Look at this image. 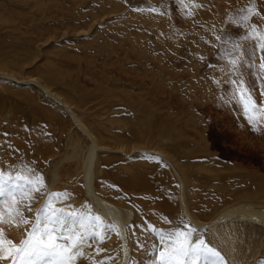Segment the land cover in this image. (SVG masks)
<instances>
[{
    "label": "rangeland",
    "instance_id": "obj_1",
    "mask_svg": "<svg viewBox=\"0 0 264 264\" xmlns=\"http://www.w3.org/2000/svg\"><path fill=\"white\" fill-rule=\"evenodd\" d=\"M251 3L0 0V68L19 79L35 77L47 85L66 100L100 145L111 147L95 155L93 184L108 202L133 210L125 228L135 264H151L160 242L152 234L147 247L138 249L133 235L138 230L127 226L151 223L163 229L170 226L164 217L179 223L185 217L178 208L180 200L177 204L181 180L188 211L201 221L221 208L251 200L241 196L255 192L256 186L244 183L239 176L253 177L254 182L259 178L264 184V115L257 121V131L238 106L222 103L226 77L219 69L226 62L217 58L220 49L213 47L219 43L215 36L223 39L225 35L247 34L233 21H238L245 14L241 10ZM255 4L264 14V0H255ZM250 23L264 27L260 17L254 16ZM245 44L254 46V41ZM209 63L216 67L209 68ZM248 79L253 80L250 75ZM214 80H220L221 86ZM253 94L258 107L264 106L259 88ZM72 124L60 104L34 84L0 81V160L5 165L16 164L19 158L33 162L44 175L48 191L66 193L62 203L53 199L55 206L88 211L87 204L91 214H99L105 224H111L86 196L84 161L89 142ZM8 144L19 152L10 151ZM122 144L127 145L125 153L114 149ZM132 144L163 152L180 179L158 154L129 150ZM45 198H39L28 212L0 197V228H14L20 235L14 239L8 233V237L19 243L31 230ZM174 204V211L167 207ZM66 219L78 222L79 217ZM205 226L199 228L205 240L230 264L222 240L210 237ZM106 231L110 237L115 233L110 228ZM263 235L255 226L238 235L244 242L241 254L248 243H261L242 264H264ZM105 241L111 247L112 241ZM116 245L96 256L94 249L101 245L93 242L92 248L82 249L88 258L76 264H92L93 258L104 257L117 264L121 256Z\"/></svg>",
    "mask_w": 264,
    "mask_h": 264
},
{
    "label": "snow or ice",
    "instance_id": "obj_2",
    "mask_svg": "<svg viewBox=\"0 0 264 264\" xmlns=\"http://www.w3.org/2000/svg\"><path fill=\"white\" fill-rule=\"evenodd\" d=\"M241 12L245 14L240 15L239 20H234L233 24L245 29L247 34L225 35L223 39L221 36H215L219 43L213 47L220 49L217 58L226 62L225 66L219 69L226 77L223 80L226 88H221L222 103L238 106L244 118L258 131L257 121L264 115V106L258 107L253 93L259 88L261 97H264V27H258L250 21L254 16L264 20V14L256 8L255 0ZM245 41H254V46L245 44ZM208 67L216 66L209 63ZM249 75L253 78L252 81L248 79ZM214 83L218 87L221 86L220 80H214ZM7 147L12 152H19V149L13 148L11 144ZM65 196L66 193L48 191L44 175L33 162L19 158L16 164L5 165L3 160H0V197L9 198L11 204L16 205L18 209L26 208L28 212L32 211L33 203L46 197L44 204L37 209L35 222L25 239L19 243L10 238L6 239L4 229L0 228V261H9L10 264H76L77 260L88 258L82 251L83 248H92L93 242L102 245L110 238L106 229L117 230L116 225L105 224L99 214H91L87 204L84 207L88 211H65L64 207L55 206L53 199L62 203ZM67 217L79 219L78 222L70 221ZM2 219L3 214L0 213V220ZM163 219L169 227L158 229L151 223L127 226L138 230L133 235L136 236V247L141 250L147 247L152 234L158 236L160 250L151 264H226L221 251L211 246L205 240L202 230L190 220L182 217L179 223H174L166 217ZM24 223L27 224L28 221L25 220ZM94 251L96 256H99L107 250L97 246ZM111 259L93 258L92 264H110ZM129 264H135V261L130 260Z\"/></svg>",
    "mask_w": 264,
    "mask_h": 264
},
{
    "label": "bare ground",
    "instance_id": "obj_3",
    "mask_svg": "<svg viewBox=\"0 0 264 264\" xmlns=\"http://www.w3.org/2000/svg\"><path fill=\"white\" fill-rule=\"evenodd\" d=\"M15 75L11 71H7L5 69L0 68V81L9 80L11 83H18V84L22 83L26 85L31 83L34 84L38 88V90L42 92L44 96H47L49 97V99L58 102L60 106L70 115V119L73 123L72 125L77 127L79 131L82 132L84 136L87 137L89 146L84 161V187H85L86 196H89L93 200L97 210L100 211L102 215L106 216L107 220L110 219L111 221L109 220V222L113 225H116L117 230L119 231V235H117V230H114L115 233H113L112 236L109 238V240L112 241L111 247H108V244H110V242L108 241H105L100 247H103L104 249L109 251L112 250L113 244L117 243L118 245L117 254H119V257L121 256V259L119 262H117V264H129V261L132 260L130 254H132L133 249L132 246H130V238L128 237L127 228H125V225L130 220L133 210L132 209L125 210L108 202L97 192V190H95L94 188L95 185L93 184L94 165L96 160L95 155L98 150L101 149L109 150L111 149V147L104 146L105 144L100 145L97 142L96 136L94 137L91 131L89 130V128L86 127L85 124H83L80 121L81 120L79 119L80 117L78 118V116L74 114V112L71 110V106L67 104L66 100L64 99L65 101H63L62 99H60L61 96L59 97V95L58 96L56 95L57 93L55 94L51 92L52 90L50 91L47 85H43L35 77L19 79ZM114 149L119 152L125 153V150L127 149V145L125 144L124 146L122 144ZM129 150L152 151L158 154L161 157V159H163L167 163V165H169L170 167L169 169L172 172H174V174L178 176V178L180 179V175L178 174L179 172L177 173L173 162H171L170 159L163 152L156 149L143 148L140 146H136L134 144L131 145ZM182 173H186V171L183 170ZM53 179L55 181L58 179L57 173H53ZM239 180H242L244 183L252 184L256 186L255 192H247L243 194V196H241L244 199H251V200H245L243 204H235L221 208L217 210L212 217L205 219L204 221L196 219L195 217L191 216V214L189 213L188 205L184 199L185 197L183 192L182 180L180 181L181 192L179 194L178 203H177L179 205V200H180V206H178V208L181 207L180 209L182 210V212L180 214L183 213L185 215L184 218L190 220L191 223L197 226L198 228L205 225L208 226L211 231L210 237L220 238L222 240V245L224 246V249L227 253L230 264H242L244 261L243 258L246 255H248V253L252 254L253 256V253H256L259 250L258 247L261 244L259 243L253 245L248 243L246 249L241 254V250L244 247V242L239 238L238 235L246 234L248 232V229L254 228V226L259 228L264 234V213H263L264 191L262 190L264 184H261L262 182L259 181V178H257L258 180L257 182H254L255 180L253 179V177L250 179V177H247L245 175L239 176ZM238 184L239 182H237V185ZM51 187L52 185L50 186V188ZM256 200H261V201H256ZM167 207L168 208L172 207V211L176 209L175 204L173 206L168 205ZM4 230H5L4 232L6 239L9 238L8 233H10L14 239H16L20 235V233H18L10 225L4 228ZM3 262L8 263L9 261H3Z\"/></svg>",
    "mask_w": 264,
    "mask_h": 264
}]
</instances>
